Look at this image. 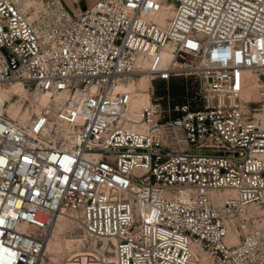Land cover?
<instances>
[{
	"label": "built area",
	"instance_id": "built-area-1",
	"mask_svg": "<svg viewBox=\"0 0 264 264\" xmlns=\"http://www.w3.org/2000/svg\"><path fill=\"white\" fill-rule=\"evenodd\" d=\"M29 1L0 0V264H39L60 217L83 230L74 264H264V125L242 101L264 0ZM188 76L186 102L153 97ZM15 81L49 96L24 121Z\"/></svg>",
	"mask_w": 264,
	"mask_h": 264
},
{
	"label": "rangeland",
	"instance_id": "rangeland-1",
	"mask_svg": "<svg viewBox=\"0 0 264 264\" xmlns=\"http://www.w3.org/2000/svg\"><path fill=\"white\" fill-rule=\"evenodd\" d=\"M44 8H47L48 11L51 9L48 7L46 0L44 1ZM197 86L198 79L196 77H179L170 82L157 83L153 97L164 106L168 107L171 105L173 108L194 96ZM262 88H264V85H260L255 89L250 85L247 86L244 90L242 101L250 115L257 118L264 125V95L260 93ZM39 97L41 100L42 96ZM39 97L28 86H25L24 90L17 88L14 91L12 88L7 97L6 113L9 117L16 120H27L39 111L41 107ZM11 103L16 104V108L19 109V116L15 117L9 111ZM24 116L25 118H23ZM82 238V228L71 217H61L48 233L47 245L39 264H74L75 256L78 255L81 259L84 257V253H82Z\"/></svg>",
	"mask_w": 264,
	"mask_h": 264
},
{
	"label": "bare ground",
	"instance_id": "bare-ground-1",
	"mask_svg": "<svg viewBox=\"0 0 264 264\" xmlns=\"http://www.w3.org/2000/svg\"><path fill=\"white\" fill-rule=\"evenodd\" d=\"M32 5H33V1L30 0L27 3V7H31ZM252 77H254V75ZM249 85L252 86L255 89L256 87H259L261 85V83H259V84L258 83H251ZM249 85H247V86H249ZM24 87L25 86L22 83H20L19 81H15V82L12 83V85H9L4 90H2V96L5 99V101L7 102L8 93L10 92V90L12 88L15 91V89H17V88L21 89V90H24ZM131 88L135 91L136 97L132 101V103H131V105H130L127 113H126L128 118H133L134 115H139L140 112H141L142 107L146 103L149 102V98H150V93H149V91H148V89H147V87H146V85L144 83H141V82L136 80V81L131 83ZM48 99H49L48 95L42 96L41 100H40V97H39L40 104L41 105L42 104H46ZM9 111L13 114V116H15V117L19 116V109L16 108V104L15 103H11L10 104ZM23 118H25V116ZM59 219H57V220H59Z\"/></svg>",
	"mask_w": 264,
	"mask_h": 264
},
{
	"label": "crops",
	"instance_id": "crops-1",
	"mask_svg": "<svg viewBox=\"0 0 264 264\" xmlns=\"http://www.w3.org/2000/svg\"><path fill=\"white\" fill-rule=\"evenodd\" d=\"M63 3L70 9L77 7H86L91 6L96 3L98 0H62Z\"/></svg>",
	"mask_w": 264,
	"mask_h": 264
},
{
	"label": "water",
	"instance_id": "water-1",
	"mask_svg": "<svg viewBox=\"0 0 264 264\" xmlns=\"http://www.w3.org/2000/svg\"><path fill=\"white\" fill-rule=\"evenodd\" d=\"M85 8V7H84Z\"/></svg>",
	"mask_w": 264,
	"mask_h": 264
}]
</instances>
